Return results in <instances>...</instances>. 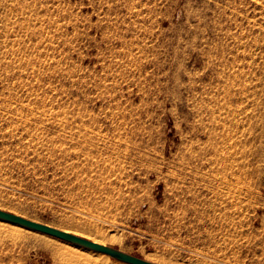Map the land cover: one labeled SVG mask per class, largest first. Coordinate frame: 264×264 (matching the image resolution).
I'll return each instance as SVG.
<instances>
[{
	"label": "rangeland",
	"instance_id": "374dc122",
	"mask_svg": "<svg viewBox=\"0 0 264 264\" xmlns=\"http://www.w3.org/2000/svg\"><path fill=\"white\" fill-rule=\"evenodd\" d=\"M0 208L158 264H264V0H0ZM13 228L0 264H124Z\"/></svg>",
	"mask_w": 264,
	"mask_h": 264
},
{
	"label": "water",
	"instance_id": "95a60500",
	"mask_svg": "<svg viewBox=\"0 0 264 264\" xmlns=\"http://www.w3.org/2000/svg\"><path fill=\"white\" fill-rule=\"evenodd\" d=\"M0 220L9 222L12 224L20 225L29 230L37 231L40 233H44V234L62 239L64 241L70 242L72 244H75L77 246H80L86 249H91L99 253H104L114 259H117L119 261H122L128 264H158L156 262L147 260L143 257L125 252L119 248L94 242L90 239H87V238L78 236L74 233L59 229L55 226H51L43 222H38L32 219H29L27 217H24L20 214L7 211L1 208H0Z\"/></svg>",
	"mask_w": 264,
	"mask_h": 264
},
{
	"label": "bare ground",
	"instance_id": "6f19581e",
	"mask_svg": "<svg viewBox=\"0 0 264 264\" xmlns=\"http://www.w3.org/2000/svg\"><path fill=\"white\" fill-rule=\"evenodd\" d=\"M23 216V215H22ZM8 224H11L12 226H14L15 228H13V230L15 231H18V229H27V228H24L20 225H16V224H12V223H9V222H5V221H1L0 220V225H8ZM47 224V223H46ZM53 226V225H51ZM59 228V227H57ZM61 229V228H59ZM29 230V229H28ZM62 230H65V231H68V232H71V233H74V231H71L69 229H62ZM33 231V230H32ZM37 232V231H36ZM44 234V233H43ZM78 236H81L77 233H74ZM47 235V234H46ZM81 237H84V236H81ZM84 238H87V239H90L94 242H97V243H100V244H104V242L100 241L97 237L95 238H90V237H84ZM105 245V244H104ZM83 249V250H82ZM64 252L66 254H69L72 256V258L76 259V260H83V259H88V260H91L93 259V253H95L96 251H93L91 249H86V248H83V247H80V246H77L74 244V246L72 245H68L67 247H65V250ZM101 256L99 258V260L97 261H102V262H107L109 260L108 258V255L104 254V253H99ZM98 259V258H97ZM148 260V259H147ZM152 261V259H149ZM124 264H128V263H125V262H122Z\"/></svg>",
	"mask_w": 264,
	"mask_h": 264
},
{
	"label": "snow or ice",
	"instance_id": "6c2138e0",
	"mask_svg": "<svg viewBox=\"0 0 264 264\" xmlns=\"http://www.w3.org/2000/svg\"><path fill=\"white\" fill-rule=\"evenodd\" d=\"M185 2L189 5L195 4L197 2V0H185ZM180 117L176 116L175 113H171V114H166L165 117L162 120V123L165 125L164 127V131H167V123L170 121H174V120H178ZM158 127L160 126L159 124L157 125Z\"/></svg>",
	"mask_w": 264,
	"mask_h": 264
}]
</instances>
